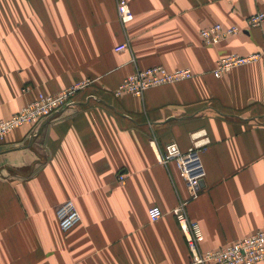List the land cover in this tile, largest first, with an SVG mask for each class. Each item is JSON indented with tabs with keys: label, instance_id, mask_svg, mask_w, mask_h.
Listing matches in <instances>:
<instances>
[{
	"label": "crops",
	"instance_id": "1",
	"mask_svg": "<svg viewBox=\"0 0 264 264\" xmlns=\"http://www.w3.org/2000/svg\"><path fill=\"white\" fill-rule=\"evenodd\" d=\"M128 1L134 19L123 24L118 0H0V119L39 91L94 79L75 108L0 143V264H193L172 214L187 199L204 250L264 230V54L212 73L225 55L264 51V27L216 45L200 37L214 23L244 27L264 0ZM154 65L195 76L114 95ZM170 141L203 145L194 199L176 163L161 161ZM67 200L81 220L63 230ZM152 205L163 210L155 221Z\"/></svg>",
	"mask_w": 264,
	"mask_h": 264
},
{
	"label": "built area",
	"instance_id": "2",
	"mask_svg": "<svg viewBox=\"0 0 264 264\" xmlns=\"http://www.w3.org/2000/svg\"><path fill=\"white\" fill-rule=\"evenodd\" d=\"M118 14L121 22L127 24L134 19V13L128 0H118ZM252 27H264V9L254 12L246 19L244 27L240 25L225 26L222 23H214L200 30V37L206 45H216L222 40L235 34L249 30ZM127 48L121 44L117 51ZM264 51H254L247 55L228 54L219 58L212 73L215 77H222L232 69L258 63L263 58ZM195 72L189 68H177L169 70L163 65L137 69L123 79L113 91L115 96L125 93L141 96L152 87L169 83H175L191 79ZM94 83V79L85 78L73 85L66 87L57 93H45L39 91L34 99L14 112L6 119L0 120V143L6 136L21 126L32 124L41 125L49 119L61 113L75 108L78 104L76 96L79 92ZM91 95L87 98V102ZM202 144L196 143L187 151H183L177 142L170 141L164 147L161 156L163 163L174 162L179 168L190 193V199L198 196L201 185L206 176L201 152ZM120 179L124 173H120ZM172 214L186 239L193 264H260L264 261V230H259L224 247L216 249H202L204 234L198 221L190 218L188 214V199L181 200L173 209ZM149 218L153 221L163 216V210L159 205H152L148 209ZM57 217L60 227L68 230L81 220V214L73 200L64 201L57 208Z\"/></svg>",
	"mask_w": 264,
	"mask_h": 264
},
{
	"label": "rangeland",
	"instance_id": "3",
	"mask_svg": "<svg viewBox=\"0 0 264 264\" xmlns=\"http://www.w3.org/2000/svg\"><path fill=\"white\" fill-rule=\"evenodd\" d=\"M27 87H28V86H27ZM0 120H1V119H0ZM14 130H15V129H14ZM14 130H13V131H14ZM11 132H12V131H11ZM11 132H10V133H11ZM6 137H7V136H6ZM4 140H5V139H4ZM4 140H3V141H4ZM3 141H2V142H3ZM2 142H1V143H2ZM61 204H62V203H61ZM61 204H60V205H61Z\"/></svg>",
	"mask_w": 264,
	"mask_h": 264
},
{
	"label": "bare ground",
	"instance_id": "4",
	"mask_svg": "<svg viewBox=\"0 0 264 264\" xmlns=\"http://www.w3.org/2000/svg\"><path fill=\"white\" fill-rule=\"evenodd\" d=\"M252 28H254V27H252Z\"/></svg>",
	"mask_w": 264,
	"mask_h": 264
}]
</instances>
